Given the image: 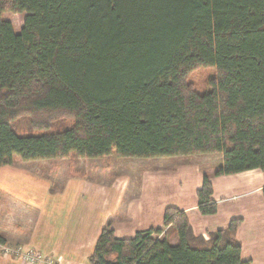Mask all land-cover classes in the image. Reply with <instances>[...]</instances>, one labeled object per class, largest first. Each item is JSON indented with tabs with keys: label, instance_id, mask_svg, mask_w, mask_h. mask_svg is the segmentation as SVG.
Here are the masks:
<instances>
[{
	"label": "trees",
	"instance_id": "16d2710c",
	"mask_svg": "<svg viewBox=\"0 0 264 264\" xmlns=\"http://www.w3.org/2000/svg\"><path fill=\"white\" fill-rule=\"evenodd\" d=\"M8 11L25 13L18 31ZM21 120L42 132L18 134ZM206 152L222 154L215 175L264 172V0H0V167ZM211 194L204 175L201 214ZM240 221L204 238L167 206L162 227L118 238L106 220L88 261L249 264Z\"/></svg>",
	"mask_w": 264,
	"mask_h": 264
},
{
	"label": "crops",
	"instance_id": "0c3cea01",
	"mask_svg": "<svg viewBox=\"0 0 264 264\" xmlns=\"http://www.w3.org/2000/svg\"><path fill=\"white\" fill-rule=\"evenodd\" d=\"M57 159L47 172L21 169L13 162L0 167V237L5 243L61 257L63 264H90L88 256L106 220L116 237H131L138 230L162 227L164 209L175 206L204 238L240 218L236 236L241 257L264 264L260 169L215 175L222 163L219 152L171 156L170 161L112 153L105 160L79 157L71 167L64 166L66 157ZM77 162L84 164L81 171ZM204 175L217 205L209 215L197 209L196 190ZM0 264L23 263L0 257Z\"/></svg>",
	"mask_w": 264,
	"mask_h": 264
},
{
	"label": "rangeland",
	"instance_id": "374dc122",
	"mask_svg": "<svg viewBox=\"0 0 264 264\" xmlns=\"http://www.w3.org/2000/svg\"><path fill=\"white\" fill-rule=\"evenodd\" d=\"M24 15H25L24 12H12V11L4 12V14H3L4 18L11 22V24L13 25V27H14V29L16 31H18L20 29V27L22 26ZM210 72H212V70L210 68H207L205 70L203 69V73H202V71H196L189 77V79L192 82H194V84L197 85V82H198V80H200V77L204 75L203 78H202L204 80L206 78V76H207V73H210ZM198 89L200 91H202L203 90V85H200L198 87ZM55 128L56 127L54 126L53 128H51L49 130L50 131H54V130H56ZM15 130L20 135L21 134L33 135V134H38V133L42 132V130L29 129L25 125V120H21L20 122H18L16 124V126H15ZM106 156L107 155L100 156V157H95V158L103 157V159L105 160ZM170 157L171 156H153L151 158H164L165 161H167V160L170 161ZM77 158L78 157H66V159L64 160L66 162V164L64 166L67 165L68 167H71V165H73L74 161L77 160ZM121 158H131L132 160H136L135 158H138V157H121ZM145 158H149V157H145ZM56 159L57 158L34 159L36 162H38V163H36V162H34V160L22 161V160H19V159L15 158L13 160V163H16L15 165H18L19 168H21V169L32 170V171H36L38 169H42V170H45L44 172H47V171L50 170L49 165H52V166L55 165ZM87 159H91V158H87ZM92 159H94V158H92ZM71 160H73V161H71ZM157 160L161 161V159H157ZM78 165H80L78 170L81 171L82 169H80V168L84 164H80L79 162H77L76 166H78ZM86 165H88V163H86ZM106 167H107V165H106ZM106 167H103V169H106ZM91 168H93V167L91 166ZM108 174H110V169H109V173ZM0 257H12V256H10V255H7V256L0 255ZM12 258H15V257H12Z\"/></svg>",
	"mask_w": 264,
	"mask_h": 264
},
{
	"label": "built area",
	"instance_id": "2783aa9c",
	"mask_svg": "<svg viewBox=\"0 0 264 264\" xmlns=\"http://www.w3.org/2000/svg\"><path fill=\"white\" fill-rule=\"evenodd\" d=\"M0 255H10L20 259L23 264H63L61 257L45 256L34 248L8 243H0Z\"/></svg>",
	"mask_w": 264,
	"mask_h": 264
}]
</instances>
